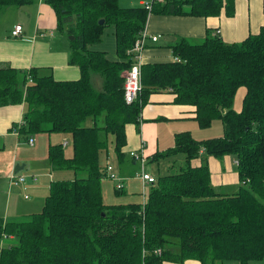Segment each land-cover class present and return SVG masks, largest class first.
<instances>
[{
	"label": "trees",
	"instance_id": "1",
	"mask_svg": "<svg viewBox=\"0 0 264 264\" xmlns=\"http://www.w3.org/2000/svg\"><path fill=\"white\" fill-rule=\"evenodd\" d=\"M121 1L42 0L54 11L56 33L73 37L68 42V64L78 68V80L56 81L49 72L39 74L35 68L23 72L0 63V107L25 105L18 135L26 142L36 134L68 135L72 157L67 159L59 144L48 147V160L52 170L75 175L71 181L50 184L40 213L4 224L0 220V239L13 238L0 247V264L263 260L264 26L237 44H225L219 37L171 44L168 48L180 62L144 63L141 92L126 104L122 73L131 65L127 51L144 29L148 13L139 5L123 8ZM233 1L164 0L151 14L217 17L222 9L232 14ZM35 2L0 0V9ZM262 7L264 13V0ZM107 29L114 38L112 58L93 48ZM93 75L102 80L101 87H94ZM239 90L243 95L236 109ZM159 91L173 94L176 105L194 107L200 128L220 121L223 136L196 141L189 132L175 134L173 147L149 161L183 155L178 172L158 176L143 205H105L101 181L108 137L113 138L112 150L120 164L125 126L138 125L150 95ZM88 118L91 127L83 126ZM202 154L235 158L240 185L236 193L215 190Z\"/></svg>",
	"mask_w": 264,
	"mask_h": 264
},
{
	"label": "crops",
	"instance_id": "2",
	"mask_svg": "<svg viewBox=\"0 0 264 264\" xmlns=\"http://www.w3.org/2000/svg\"><path fill=\"white\" fill-rule=\"evenodd\" d=\"M139 3L140 1H138V5ZM231 4L233 5L232 14H228L225 9H222L217 17L201 18L151 14L147 20V31L150 36H157L159 39L156 43H147L143 52L145 63L172 61L174 57L168 47L181 40L186 42L190 40L203 41L206 37H219L225 44H237L248 36L257 34L260 28L264 26L262 0H234ZM3 12L0 13L1 64H7L23 72L34 68L38 69L39 74L49 72L56 81L78 80V68L68 64L69 39L62 34H59L60 36L56 35V17L49 6L44 4L42 0H36L33 4L19 8L8 7ZM16 25L22 26V33L20 37L13 38L11 31ZM107 35L112 38L111 46L113 50H109L111 53L114 51L112 30ZM161 40L162 44H160ZM101 43H103V40ZM91 81L95 88L101 87L102 80L97 75H93ZM242 95L243 92L240 96L242 97ZM174 97L168 91H159L150 95L147 105L142 109L138 125L127 124L125 126V153L137 150L141 143H144V154L148 157L147 163L150 162V157L155 153H159L156 146L159 142L157 125L159 122L169 123L171 133L177 134L181 131L192 134L195 131L187 123L195 121V108L174 104ZM235 108L239 109V105ZM24 112V104L0 107V175L5 178L0 196L5 195L6 203L9 199L8 207L4 210V216L1 215L3 218H0L2 224L8 221H17L40 212L41 206L34 208L28 206V210L11 208L10 204L14 198L21 197L25 201H30L35 195L37 198L45 200L52 182L71 181L75 176L71 171L52 170L48 160V147L59 145L61 141L67 143L68 140L70 151L65 152L64 150V155L67 159L72 157L70 137L66 135L68 137L65 139L55 134H36L31 137L33 144L29 145L18 135L16 129L22 122ZM154 136L157 137V140L154 139ZM64 148L67 149L68 144ZM110 148H113V144ZM108 150V157H105L104 164L111 165L118 176L123 179V190L120 195H117L115 193L116 182L102 179L101 187L104 204H141L142 193H145L144 188L146 185L139 178L138 170L136 177L129 175L134 170V165L137 166V169L139 168L138 165L130 158L126 159L125 156L122 163L118 164L117 161L111 163L109 162V146ZM202 156L204 155H201L200 160L202 162L206 160L210 170L211 184L217 187L222 183H228L229 176L226 171L232 168L230 160L228 159V163L223 164L221 163L222 160L211 157L202 158ZM36 164L39 165L36 166ZM197 164L199 163L197 162ZM17 166L22 167V169L15 172ZM13 173L25 176V184L10 187L8 176ZM236 189L231 188L230 190L235 191ZM12 240V237L1 238L0 247L11 244ZM4 241H7V244H4ZM163 264L176 263L164 262ZM182 264L200 263L187 260ZM224 264L237 263L226 262ZM249 264H264V259Z\"/></svg>",
	"mask_w": 264,
	"mask_h": 264
},
{
	"label": "rangeland",
	"instance_id": "3",
	"mask_svg": "<svg viewBox=\"0 0 264 264\" xmlns=\"http://www.w3.org/2000/svg\"><path fill=\"white\" fill-rule=\"evenodd\" d=\"M138 5L137 1H121L120 2V6L123 8H129V7H135ZM6 8H2L0 9V13H4L3 11H5ZM109 31H111L110 29H107L103 35V43H99L96 44L93 48L95 50L98 51H105L107 52L106 54L108 55V58H112V52L110 53L112 49L111 43H112V38L109 35L108 37V33ZM57 36H60L59 33L56 34ZM66 39V38H65ZM202 40H190L189 42L195 44V43H200ZM164 42V41H163ZM162 44V40L161 43ZM110 50V51H109ZM99 77V76H98ZM241 92H243L242 90H239L236 98H235V102H234V106L238 107V105H240V101H241ZM100 123V121L98 122ZM189 123V125L195 129V131L191 134V137H193L196 141H204V140H210V139H216V138H221L223 136V128H222V124L220 121L215 120L212 122V124L210 125V127L208 128H200L198 126V124L196 123V121H189L187 122ZM93 125V121L91 120V118H88L83 126H87V127H91ZM158 129H159V139H158V144H156L157 146V150L160 154L165 153L169 148H172L174 145V134L175 133H171L170 130V124L167 122H159L158 124ZM181 132V131H180ZM177 132V133H180ZM58 136H61L62 138L68 137L64 134H55ZM109 139V149H110V158H109V162H116V158L115 155L113 153V150L110 148L111 147V141L113 140V138L111 136L108 137ZM154 139L157 140V137L154 136ZM66 142V141H63ZM69 142V140H68ZM68 148L65 149V152L70 151V143H68ZM60 144H63L62 141ZM172 146V147H171ZM201 157V156H200ZM125 158L128 159L129 158V151H127L125 153ZM202 158H206L205 155L202 156ZM216 159V158H215ZM228 159L230 160L231 164H232V168L226 171V174L229 176L228 177V183L226 184H220L217 187H213L215 188V190L219 193H225V194H233L236 193L238 191L239 188V181H238V175H237V169H236V165L234 162V157L233 156H224L222 158L216 159V160H222L221 163H228ZM127 161V160H126ZM184 162V157L183 155H177L174 157H169V158H164V159H160L155 162H148L145 169L147 172H151L150 174L153 175L154 178H157L158 176H163V175H167V174H174L177 173L179 170V167L183 165ZM110 163V164H111ZM39 164H36V166H38ZM134 170L129 174L132 177H136L137 174V170L139 172V168L137 169V166L134 165ZM9 177V176H8ZM5 178L2 177L0 175V191L3 189V183H4ZM222 187V188H221ZM227 189H226V188ZM150 185L146 184V187L144 188L145 190V196L144 199L147 198L148 192L150 190ZM231 188H237L235 191L230 190ZM220 189L224 190L221 191ZM4 192V191H3ZM2 192H0L1 194ZM3 196H0V218L4 216V210L7 209L8 204H9V199H7V203H6V198L5 195L2 194ZM31 196V194H30ZM43 199L37 198L35 195H33V197L30 199V201H25L23 200L21 197H16L13 199V201L10 204L11 208H15L17 210H28L27 207L29 206V208H34V207H39L41 206V208L39 209V211H42L43 208V204H44ZM42 202V205H41ZM38 211V212H39ZM39 212V213H40ZM4 244H7V241H4Z\"/></svg>",
	"mask_w": 264,
	"mask_h": 264
},
{
	"label": "built area",
	"instance_id": "4",
	"mask_svg": "<svg viewBox=\"0 0 264 264\" xmlns=\"http://www.w3.org/2000/svg\"><path fill=\"white\" fill-rule=\"evenodd\" d=\"M164 0H141L139 3V6L143 7L147 13L148 17L152 13L153 6L156 4H163ZM147 17V20H148ZM147 23L144 27V29L140 32L138 38L135 40L133 46L131 49L127 51V55L129 58V61L131 63L130 68L125 70L122 73L123 77V96L124 101L126 104H131L134 102L139 93L142 89V83H141V67L145 63L143 58V52L145 51L147 43H156L159 39L157 36H150L147 31ZM22 33V26L16 25L13 30L11 31V36L13 38L20 37ZM173 62H180L178 57H174ZM30 81V79H29ZM29 145L33 144V140L29 139L27 141ZM66 142L63 143V147L66 146ZM144 143H141L139 148L137 150H131L129 151V158L136 162V164L139 167V178L141 179L143 184H149L150 186L154 185L155 178L146 172V163L148 160V157L144 154ZM102 179H109L111 181L116 182L115 189L121 191L123 189V179L118 176V174L114 171L113 167L111 165H107L103 178ZM26 182V177L23 175H18L16 173H13L8 178V185L11 186H18V185H24ZM145 193H142V205L144 204ZM26 198V197H25ZM3 239L4 236L2 237ZM156 253L159 255L160 251L157 250Z\"/></svg>",
	"mask_w": 264,
	"mask_h": 264
},
{
	"label": "water",
	"instance_id": "5",
	"mask_svg": "<svg viewBox=\"0 0 264 264\" xmlns=\"http://www.w3.org/2000/svg\"><path fill=\"white\" fill-rule=\"evenodd\" d=\"M102 23V21H100V24ZM69 40L71 41V40H73V37L72 36H69ZM22 169V167H15V172H18L19 170H21Z\"/></svg>",
	"mask_w": 264,
	"mask_h": 264
}]
</instances>
